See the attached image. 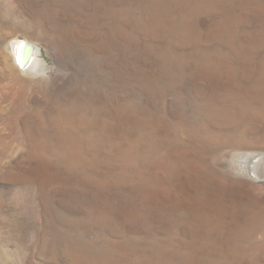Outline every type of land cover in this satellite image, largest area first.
<instances>
[{"label": "rangeland", "instance_id": "obj_1", "mask_svg": "<svg viewBox=\"0 0 264 264\" xmlns=\"http://www.w3.org/2000/svg\"><path fill=\"white\" fill-rule=\"evenodd\" d=\"M0 264H264V0H0Z\"/></svg>", "mask_w": 264, "mask_h": 264}, {"label": "bare ground", "instance_id": "obj_2", "mask_svg": "<svg viewBox=\"0 0 264 264\" xmlns=\"http://www.w3.org/2000/svg\"><path fill=\"white\" fill-rule=\"evenodd\" d=\"M31 42L27 38H16L11 45V52L22 66H25L26 62L29 61V57L32 55L33 46Z\"/></svg>", "mask_w": 264, "mask_h": 264}]
</instances>
